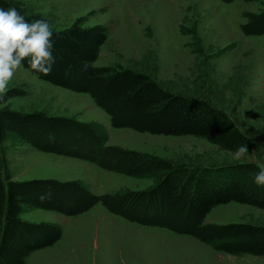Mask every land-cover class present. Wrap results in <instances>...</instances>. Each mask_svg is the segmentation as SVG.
<instances>
[{
  "label": "rangeland",
  "instance_id": "rangeland-1",
  "mask_svg": "<svg viewBox=\"0 0 264 264\" xmlns=\"http://www.w3.org/2000/svg\"><path fill=\"white\" fill-rule=\"evenodd\" d=\"M15 1L24 14L47 21L52 29L67 27L78 18L82 25L103 24L107 39L95 66L144 72L171 92L210 99L246 134L248 152L236 160V151L199 136L115 128L88 93L54 85L22 67L8 84V89L23 92L10 99L12 108L97 123L107 144L155 154L173 164L200 167L252 161L264 166V33L247 36L240 29L243 12L261 10L264 1ZM0 149L10 177L16 180H77L95 194L144 190L155 183L153 176L125 175L83 159L37 150L13 134ZM19 216L57 224L61 238L53 245L67 258L53 262L51 249L41 248L26 256V264H264V256L214 251L191 235L139 225L110 213L100 203L72 216L35 207L23 209ZM205 221L264 225V209L231 201L214 206Z\"/></svg>",
  "mask_w": 264,
  "mask_h": 264
},
{
  "label": "trees",
  "instance_id": "trees-1",
  "mask_svg": "<svg viewBox=\"0 0 264 264\" xmlns=\"http://www.w3.org/2000/svg\"><path fill=\"white\" fill-rule=\"evenodd\" d=\"M10 7L21 11L15 0H0V8ZM21 13L29 23L36 20ZM243 16L240 29L244 35L264 33V7L257 12L244 11ZM52 30L55 64L51 75L33 71L27 61L22 68L54 85L88 93L109 115L113 127L173 136L191 134L234 151L249 146L248 137L232 117L210 99L171 92L144 72L95 66L107 39L103 24L82 25L78 18L67 27ZM22 93L10 88L0 99V144L13 134L37 150L83 159L125 175L153 176L155 183L144 190L95 194L77 180H16L10 177L0 149V264H25L31 251L50 246L61 237L56 224L20 218L23 209L43 208L72 216L97 203L139 225L191 235L214 251L264 256V225L205 221L214 206L231 201L264 209V187L254 182L260 170L257 163L173 164L155 154L107 144L97 123L12 108L10 99Z\"/></svg>",
  "mask_w": 264,
  "mask_h": 264
},
{
  "label": "clouds",
  "instance_id": "clouds-1",
  "mask_svg": "<svg viewBox=\"0 0 264 264\" xmlns=\"http://www.w3.org/2000/svg\"><path fill=\"white\" fill-rule=\"evenodd\" d=\"M53 35L47 21L37 19L29 23L16 7L0 8V99L7 95L8 84L24 61L33 71L51 75L55 64ZM84 70H87V65ZM247 152L248 148L241 146L234 153V158L240 160ZM259 167L254 182L264 187V166Z\"/></svg>",
  "mask_w": 264,
  "mask_h": 264
},
{
  "label": "crops",
  "instance_id": "crops-1",
  "mask_svg": "<svg viewBox=\"0 0 264 264\" xmlns=\"http://www.w3.org/2000/svg\"><path fill=\"white\" fill-rule=\"evenodd\" d=\"M89 210V209H88ZM57 212V211H56ZM60 213V212H59ZM62 214V213H61ZM81 214V213H80ZM65 215V214H64ZM58 217V216H56ZM50 223H53V222H50ZM55 224V223H53ZM57 225V224H56ZM61 238V237H60ZM57 242V241H56ZM43 249H51V257H54V260L53 262H65L67 260L66 256H64L60 250H58L57 248H54V245H50V246H47V247H44ZM39 250V249H37ZM35 251V250H34ZM32 252V251H31ZM76 253V252H75ZM66 258V259H65ZM75 258L78 260V254H76ZM36 262V260L34 261ZM25 264H26V261H25ZM31 264H34V263H31Z\"/></svg>",
  "mask_w": 264,
  "mask_h": 264
}]
</instances>
